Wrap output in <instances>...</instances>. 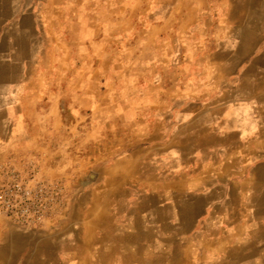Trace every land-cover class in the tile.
Segmentation results:
<instances>
[{
    "label": "rangeland",
    "instance_id": "rangeland-1",
    "mask_svg": "<svg viewBox=\"0 0 264 264\" xmlns=\"http://www.w3.org/2000/svg\"><path fill=\"white\" fill-rule=\"evenodd\" d=\"M251 40L264 42V0H0V163L25 159L66 189L56 223L17 226L59 230L89 189L121 176L138 189L126 171L156 170L170 199L199 205V185H178L227 148L201 116L237 86Z\"/></svg>",
    "mask_w": 264,
    "mask_h": 264
},
{
    "label": "crops",
    "instance_id": "crops-1",
    "mask_svg": "<svg viewBox=\"0 0 264 264\" xmlns=\"http://www.w3.org/2000/svg\"><path fill=\"white\" fill-rule=\"evenodd\" d=\"M244 44L237 61L247 60V67L237 86L203 107L201 116L215 123L217 145L227 148L206 153L195 174L200 178L178 185H199V205L170 199L177 188L161 185L156 170L150 181L126 171L141 185L123 189L121 170L117 187L107 180L101 189H89L86 205L83 199L74 203L59 230L25 234L0 218V264H264V42ZM256 100L263 103L260 110ZM13 154L25 155L16 148ZM209 161L215 164L202 166Z\"/></svg>",
    "mask_w": 264,
    "mask_h": 264
},
{
    "label": "built area",
    "instance_id": "built-area-1",
    "mask_svg": "<svg viewBox=\"0 0 264 264\" xmlns=\"http://www.w3.org/2000/svg\"><path fill=\"white\" fill-rule=\"evenodd\" d=\"M65 194L62 181L40 176L38 168L25 159L0 163V218L46 228L64 215Z\"/></svg>",
    "mask_w": 264,
    "mask_h": 264
},
{
    "label": "bare ground",
    "instance_id": "bare-ground-1",
    "mask_svg": "<svg viewBox=\"0 0 264 264\" xmlns=\"http://www.w3.org/2000/svg\"><path fill=\"white\" fill-rule=\"evenodd\" d=\"M254 103H257V105L254 108L260 110V107L259 106H261L263 103L262 104L261 103H258L257 100ZM255 112H256V116L258 117L257 111H255ZM262 116H264V114Z\"/></svg>",
    "mask_w": 264,
    "mask_h": 264
}]
</instances>
